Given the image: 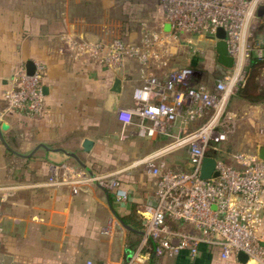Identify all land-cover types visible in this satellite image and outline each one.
Listing matches in <instances>:
<instances>
[{
	"label": "built area",
	"instance_id": "1",
	"mask_svg": "<svg viewBox=\"0 0 264 264\" xmlns=\"http://www.w3.org/2000/svg\"><path fill=\"white\" fill-rule=\"evenodd\" d=\"M261 7L264 0H161L155 24H143L136 43L115 40L101 44L64 36L71 51L110 68H123L134 60L138 86L133 104L121 110L122 132L134 130L139 137L167 138L128 167L141 165L152 178L153 191L141 206L138 244L123 264H148L151 255L160 258L180 253L193 260L201 245L217 251L222 261L264 264V161L255 151L222 150L238 122V112L229 109L230 100L251 59L264 61ZM165 24L169 30L164 29ZM218 28L225 32L232 66L208 88L200 78L211 61L203 50L190 45L196 36H208L214 50ZM22 64L12 81L23 89L15 96L10 88L4 97L23 113L41 114L45 108L42 65L35 62L34 72L28 74ZM259 82L264 87V77ZM262 108L264 116V100ZM177 150L186 151L189 169H185V161L173 167L160 162ZM207 155L215 158L217 175L202 179L200 165ZM101 178L103 187L120 199L124 193L118 183L108 176ZM238 252L248 257L244 263L237 259Z\"/></svg>",
	"mask_w": 264,
	"mask_h": 264
},
{
	"label": "rangeland",
	"instance_id": "2",
	"mask_svg": "<svg viewBox=\"0 0 264 264\" xmlns=\"http://www.w3.org/2000/svg\"><path fill=\"white\" fill-rule=\"evenodd\" d=\"M0 1L5 2V5H10L12 7L10 9L11 11H8L7 8H6L7 11L5 10L3 11L2 9H0V27L3 26V28L0 29V43H2L3 41L6 42L7 43V46L5 45L6 49L10 48L11 52L13 53V57H17V59L13 61L15 63L13 65L14 68H12V66L6 67V64H4L3 67L0 65V81L1 78L6 79L5 84H2L0 82V124L4 122L9 126V128L5 130L7 132H4V130L0 129V133L4 136L6 140L7 138H10L11 135L13 134L16 133L19 134V130L21 131L24 130L25 126H27L26 124L23 123L24 117H29V118L35 117L28 115L26 113L24 114L23 109H21V107H19L18 109V107H16V104L13 101H11V99H9V101H6L4 96L6 92L10 91L9 90L10 88H12V94L15 96L16 95L19 96L18 93L20 92L21 89H23V86L20 87L14 86L17 84L19 86V82H15L13 84L12 81L13 75L17 70V68L23 66L22 64L23 61H20L23 58V40H25L28 36L33 37L35 34L40 33V31H36L35 28L33 29L31 28L33 26L34 27L36 26L34 25L35 21H33V19H36V22L37 19L38 21L41 22L44 20H40L39 16L36 17L30 14H25L23 13V11H20V9H16L17 6L15 2L18 0H0ZM102 1L96 0L95 5L91 4V6L97 7L96 11L93 12L89 11L88 13L78 16L76 19L70 16L69 14L62 15V20L64 19L67 28L61 31L60 29L56 30L58 32L52 33V37L59 35V38L63 41L64 45H66L64 36H66L67 38L68 37L72 38L73 36L72 33L74 32L78 34L82 33L87 37H89V35L91 34V36L93 35L97 36L96 39L102 40L104 42L110 41L114 37H117L119 33V30H117L119 28L118 27L119 21L117 19L116 8L114 5L111 4L110 0H107L106 6L102 5L103 4ZM155 9L156 8H154V11ZM128 14H130V12L126 10L125 15L127 16ZM70 17L72 18V20ZM128 18H130L129 15L127 16V19ZM27 23L30 26L29 29H27L28 27L23 28V26ZM85 32H87L88 34H84ZM132 37L135 38V34L134 35L132 34ZM206 38L207 37L196 36L195 37L196 41L192 39L190 46L191 48L203 50L204 56L208 58V61H212L213 51H210L209 46L206 45V41H205ZM59 50L62 52L61 54L67 56V59L70 61L71 65L77 64L79 60L85 59L83 57V59L77 60L75 56L71 54V51L67 46H60ZM40 64L45 66V64H43L42 62H40ZM90 65L94 66L91 63L83 64L82 62V67L79 66L77 70L73 68L74 66H70L69 74H66V77H60L59 79L60 81L55 82V83L61 82L65 85L67 89L73 88V91H75L77 87H82V86H84V91L89 89L87 90L89 91L88 93H84L83 95L78 94V98L76 102H78L79 105L75 106L74 110H72L74 120L73 121L65 120L64 122V128L67 129V132L69 130H72V128L73 129L79 128L81 130L82 128H85L89 124L90 125L97 124L96 114L94 112L88 111L94 107V104L97 103V101L93 99L94 96L92 95V92L97 90V88H95L96 85L95 87L92 86L91 82L93 80L89 77V74L87 73L88 68L85 67V66L91 67ZM46 67L47 66H45V69L43 70L45 75L49 74V71H47ZM259 67H260L259 71L255 70L256 76L258 77L256 78V80H259L262 77H264V65L261 64ZM247 68L248 66L246 67V69ZM74 70L77 73L71 74V72ZM109 74H112V72H109ZM45 77L43 76L42 79L43 81H45ZM206 77L209 79L208 76ZM129 84L132 86V83ZM57 92L58 89L56 90L55 93ZM245 92L243 93L244 95L247 94L248 91ZM235 96L238 98L239 93H236ZM15 99L16 97H13L12 100ZM19 102H21V100H19ZM46 104L47 101L45 95V108L44 111L41 112V114L43 113L41 116L42 119H44L46 125L43 126V128L41 127L40 131L35 127V130L38 131H35L33 133L34 137L33 136L31 137L33 138V141H31L32 144L38 142L37 144L43 143L48 146V144L57 143V141L52 140L54 139V137L52 138L53 129L57 125L54 124L55 119L53 120L52 116L46 117L47 114L49 113L45 111ZM259 107L261 108V110H259L260 109ZM89 112L91 115V119L87 117V114ZM262 112H263L262 106H258V105H252L249 106L247 109L242 108L241 110H239L237 113L238 122H236V124L234 125V129L232 130V133L229 135L228 138L227 144L229 142L230 143L228 145L227 144L224 145L222 150L228 153L230 151L233 152L236 150L253 151L256 149V145H258V142L259 144H264V126H263L264 124H261L260 122V115L262 114ZM106 122L108 125L110 124L108 121ZM107 124H105V121L103 122L102 134H99V136H97L96 138L97 142L95 143L92 152L86 155V157L85 155L81 157V161L84 164H86V166L90 165L91 170H83V169L81 170L80 168L78 169L72 168L70 165L59 164L60 162H55V161L47 162L45 159L41 161V163L39 164L41 168L40 170H43L42 172L44 177V181L41 184V186H43L44 188L56 189V188L66 187L69 189V193L67 195L68 198L67 199L65 198V202H62V204L60 205L58 204L56 205V207L61 210L60 214H58V216L50 215V217L48 218V222H45V224H49V225L53 224V226L57 227L56 225H58V223L57 224L54 223L53 220H56V222H62L65 217H68L65 214L66 212H63V209L68 204L67 200L71 197V195H76V193L82 190L83 188L86 189V187L94 186L95 184L96 185L99 184L100 186H103L101 183L102 176H108V179L110 181L117 182L118 183L117 188L123 191L124 194L119 196L120 199H117L116 193L114 194V199L116 200V202L127 203L129 202L131 195L134 197H138L139 194L143 192V190H140V187L137 184L136 177H141L143 179H146L147 171L144 170V168L141 165L138 167H131L129 169L128 167L142 161L139 159L147 155L152 148L154 149L156 146L161 145L162 144L161 141L148 142L145 141V139L132 137L130 135L125 139L121 140L119 139V133L121 127L118 126H117L118 128L116 129L114 128L115 129L114 131L117 132L115 137L111 134V136L113 137L110 136L108 138L107 136L106 139H103L102 136L104 134L103 131H105V127L107 126ZM261 126H263V132H260ZM29 146L23 145V142L20 140V142H17L16 144L11 145L10 147L14 151L23 154L30 150ZM8 152L9 151L0 141V264H23V186H30L31 182L26 180V178L23 180V173H22L23 158L22 159L21 158L18 159V157L11 158V154H7ZM183 161H185L186 164L187 162L186 151L183 152V150L180 151L177 150L174 153H172L170 156L164 157L163 161L160 162H165V164L169 163L170 165L172 163L182 164ZM225 161L229 163L230 158H225ZM61 167H63V169H60ZM95 197H97L98 200L102 202L103 200L102 195L97 193ZM147 202L145 201L142 204H139V206H136L135 212L136 214H138V216L141 214V210H142L141 206L145 205V203ZM47 205L48 207L51 208L52 202L49 201V204ZM100 206L101 205L98 206L97 208L98 210ZM74 207H75V211L71 212L70 213L71 215H69L70 219H67L69 229L84 231L86 225L83 220L84 216L82 215V212H79L80 206L76 202ZM47 208H44V210L42 211L47 210ZM35 210H33L30 213L31 219H33V221L36 222H41L39 216L36 215L38 213ZM46 213L47 212L45 211L44 215H47ZM104 217L105 215H103V218ZM16 220L18 222H16ZM61 227L62 226L60 225V228ZM119 228L120 227L117 226L115 230L116 229L119 230ZM34 243L36 244L35 241ZM37 246L38 245L36 244V247ZM87 261L96 263L91 259H87L85 261V264Z\"/></svg>",
	"mask_w": 264,
	"mask_h": 264
},
{
	"label": "crops",
	"instance_id": "3",
	"mask_svg": "<svg viewBox=\"0 0 264 264\" xmlns=\"http://www.w3.org/2000/svg\"><path fill=\"white\" fill-rule=\"evenodd\" d=\"M36 1L37 0H18L15 2L17 6L16 9H20V11H23L25 14L36 17L39 16L40 20H44L41 22L37 19L36 22V19H33V21H35L34 25L36 26L34 27L32 25L33 27L31 28L40 31V35L37 33L33 37L28 36L23 40V58L20 61L30 59L42 62L47 66L46 68L50 75L46 74L45 81H43V84L48 87L45 111L49 112L46 117L52 116V119H55V123H53L57 126L53 129L52 138L54 137V139L52 140L58 141L62 140L65 135L74 132L73 128L67 132V129L64 128V122L65 120H74L72 110H74L75 106L79 105L78 102H76L78 94L83 95L84 93H88L89 91L87 90L89 89L84 91V86H82L77 87L75 91L71 88V91V89H67L63 83H55L60 81V77H66V74H69L70 66H74L73 68L77 70L79 66L82 67V63L77 62V64L71 65L67 56L61 54L62 52L59 50L60 46L66 45L63 44L59 35L52 37V33L58 32L56 30L60 29L61 31L67 28L64 19H59L57 14H53L49 11L42 12ZM6 8L8 11H11L10 9L12 7L0 1V9L7 11ZM153 12L155 17L159 15L158 8ZM29 27L28 23L23 26V28L27 29H29ZM2 28L3 26L0 27V29ZM207 43L206 45L211 46L209 42ZM5 45L7 46V43L4 41L0 43V65L3 67V65L6 64V67L12 66V68H14L13 65L15 63L13 61H15L17 57H13L10 48L6 49ZM129 63L128 66L130 67L131 63ZM85 67L88 68L87 73L93 80L91 82L92 86L95 87L96 85L95 88H102L103 90L109 87L110 80L105 77L107 73L100 69L92 68V66ZM74 73L77 72H75V70L71 72V74ZM0 82L5 84L6 79L1 78ZM207 82V86L211 88L213 82L211 83V80ZM56 88L60 94L58 92L55 93L57 90ZM93 92L92 95L94 96L95 92ZM93 99L95 100V97ZM260 102L258 104H251L245 100H240L234 95L230 100L229 109L238 112L242 108L247 109L252 105L262 106L263 101ZM259 110H261V108ZM41 115L34 118H23V123L27 126L22 130L23 133L19 130L18 135L23 145H32L29 146V149L38 143L35 142L32 144L31 141H33V138L31 137H34L33 133L38 130L40 131V128L46 125ZM263 121L264 116L261 114L260 122L262 123ZM88 126L92 125L89 124L86 127ZM35 127L38 130H35ZM111 134L114 136L116 132L112 131ZM87 138H90L95 146L97 139L91 136ZM92 150L89 153H91ZM152 150L153 148L151 151ZM12 157L15 156L11 154V158ZM20 158L22 159L23 157H18V159ZM64 158L65 155L62 153L52 152L36 155L29 159L23 158V180L26 178V180L31 182L30 186H23V264H85L87 259H91L96 263L111 262L123 264L127 256L131 253V250L138 244L141 220L140 215L138 216V214H136L135 209L139 204L151 199L153 191L152 178H150L147 173L146 179L136 177L137 184L143 192L140 193L138 197L131 195L127 203L116 202L114 194L99 184L88 186L86 189L83 188L77 192L76 195H71L67 200L68 204L63 209V212H66L65 214L68 217L64 218L62 221L63 223L56 222V220L51 218L54 223H58L59 225L55 227L53 224L49 225L45 224V222H48L50 215L58 216V214H60L61 210L58 209L56 205L65 202V198H68L69 189L66 187L55 189L41 186L44 177L43 170H40L39 164L44 159L47 162H63ZM185 165L186 169H188V164L186 163ZM97 193L103 196L102 202L95 197ZM49 201L52 202L51 208L47 205ZM76 202L80 206L79 212H82L84 216L83 220L86 225L84 231L69 229L68 226L67 219H70V213L75 211L74 205ZM99 205H101L102 208L100 206L98 210L97 208ZM44 208H47V210H45L47 215H44L45 211H42ZM33 210L37 211L39 215H36L39 216L41 222H36L31 219L30 213ZM103 215H105L104 218ZM16 222L18 221L16 220ZM60 225L62 226L61 228ZM117 226L120 227L119 230H115ZM34 241L38 245L37 247ZM199 248V254L193 260L185 253H180L177 256L165 255L160 258L151 255L148 264H234L231 260L222 261L218 259L217 251L210 252L204 245H201Z\"/></svg>",
	"mask_w": 264,
	"mask_h": 264
},
{
	"label": "flooded vegetation",
	"instance_id": "4",
	"mask_svg": "<svg viewBox=\"0 0 264 264\" xmlns=\"http://www.w3.org/2000/svg\"><path fill=\"white\" fill-rule=\"evenodd\" d=\"M93 1V2H92ZM102 1V0H100ZM38 4V7L41 9L42 12H51L53 14H57L59 19H62V15L64 14H69L73 18H77L78 16L88 13L89 11H96L97 7L91 6V4L95 5L96 0H37L36 1ZM103 4H107V0L102 1ZM111 4L115 6L116 12H117V19L119 21V33L117 37H114L110 41H102L96 39L97 36H91L87 37L86 35H83L82 33L78 34L76 32L72 33L73 36L79 40L85 41V42H91V43H106L110 44L113 41L117 40L119 43H136L142 36V30H143V24L146 25H153L155 24V18L153 15L154 8H158L159 5L161 4V0H110ZM126 10L130 12L128 14L130 18L127 19V16L125 15ZM133 16V17H132ZM46 18V17H45ZM71 18V17H70ZM86 19V18H85ZM72 20V18H71ZM73 30V29H72ZM74 31V30H73ZM84 34H88L85 32ZM132 34H135V38L132 37ZM206 43L213 41L212 38L208 37L205 39ZM211 44V43H210ZM67 46V45H66ZM68 47V46H67ZM69 48V47H68ZM210 51H213L212 61L210 66H208V70H206L202 77L200 78V82L204 84H208L207 81L211 80V83H215L216 80L220 79L222 75L227 71V68L230 67H225L222 64H220L217 61V54L215 51V44H214V50L213 47L209 46ZM70 50V48H69ZM71 51V50H70ZM71 54L75 56L77 60L83 59L84 60H79L78 62L85 64V63H91L94 66L92 68L100 69L104 71L106 74V78L110 79L109 81V87L105 88L104 90L102 88H99L95 90L94 97L95 100L97 101L96 104H94V107L88 111L94 112L96 114V120L97 124H93L92 126H88L84 129H74L72 134L65 135L62 140H58L57 143L53 144H46L39 143L34 145L29 151L26 153H18L14 151L10 146L16 144L17 142H20V137L18 134H13L11 135L10 138H7L5 140L4 136L1 134L0 141L1 143L5 146V148L9 151V154H12L15 157H23L26 159H29L30 157H35L36 155H42L43 153H62L65 155L64 161L60 162L59 164H67L70 165L72 168H80L81 170H91L90 165L86 166L81 161V157L83 155H88L89 152L94 148V142L89 151H85L84 148L82 147V142L84 139H86L88 136L97 138L99 134H102V128H103V122L105 121V124H107L106 121H108L110 124L105 127V131H103V139H106L107 136L108 138L111 136L112 131H114L116 128L121 127L120 133H119V139L123 140L129 135L132 137H138L145 139V141H161V143H164L167 141V138L164 136H158L156 138L148 139L144 137H139L136 135L132 130L129 132H122V120H121V110L126 107V106H131L133 104V91L134 89L138 86V76H137V71H136V63L134 60H128L127 64L123 68H110L106 63L100 62V61H95L93 60L94 58L88 56V55H83L79 56L77 52L71 51ZM80 57V58H78ZM254 59V58H253ZM30 60V59H28ZM252 60V59H251ZM27 61V60H26ZM26 61H23L25 64ZM33 64L35 65V62L33 61ZM131 63V66H128V63ZM40 63V62H39ZM129 63V64H130ZM91 66V65H90ZM232 66V65H231ZM248 66V65H247ZM35 67V66H34ZM43 70L45 69V66L42 65ZM35 70V69H34ZM109 72H112V74H109ZM43 76L45 77V73H42L41 76V83L42 87L46 86L43 84ZM208 76L209 79L206 77ZM118 78L121 82V91L118 94V101L116 104V107L114 110H111V101L108 102V99L114 95L113 91H111V88L113 86L114 79ZM208 79V80H207ZM129 80V81H128ZM132 83V86L129 83ZM259 86H261L259 80H258ZM213 86V85H212ZM47 87V86H46ZM48 88V87H47ZM209 88V87H208ZM212 88V87H211ZM239 89V88H238ZM264 89V87H263ZM238 91V90H237ZM43 92V91H42ZM238 93V92H236ZM235 93V95H236ZM124 96H126L124 100ZM90 112L87 114V117L91 119ZM25 114V113H24ZM31 116H39V114H30ZM118 126V127H117ZM9 128V126H8ZM7 128V129H8ZM115 128V129H114ZM6 129V130H7ZM4 132H7L4 130ZM111 132V133H110ZM117 133V132H116ZM116 134H114L115 137ZM90 139V138H88ZM91 140V139H90ZM54 141V140H53ZM231 141V139H230ZM11 143V145H10ZM160 143V144H161ZM230 143V142H229ZM228 143V144H229ZM227 144V143H226ZM224 144V145H226ZM227 144V145H228ZM222 145V147L224 146ZM259 145V143H258ZM256 145V149L257 146ZM157 147V146H156ZM256 149L253 150L256 152ZM184 152V151H183ZM186 158H187V153H186ZM187 160V159H186ZM169 167H173L174 165H180L179 163H172L169 165V163H166ZM189 166V165H188ZM190 168V166H189ZM188 168V169H189ZM60 169H63L61 167ZM186 169V166H185ZM34 170V169H32Z\"/></svg>",
	"mask_w": 264,
	"mask_h": 264
},
{
	"label": "water",
	"instance_id": "5",
	"mask_svg": "<svg viewBox=\"0 0 264 264\" xmlns=\"http://www.w3.org/2000/svg\"><path fill=\"white\" fill-rule=\"evenodd\" d=\"M264 7H261L259 9V12L261 9ZM165 30H169V25L165 24L164 25ZM215 37L217 38V41L215 42V51L217 54V61L222 64L225 67H231L232 65V58L227 55V44L225 41V32L223 29L218 28L215 33ZM25 68L28 74H32L34 72V64L31 60H27L25 62ZM121 82L118 78L114 79L113 86L111 88V91H113L114 95H112L109 99L108 102L111 103V110H114L118 101V94L121 91ZM42 91L44 95H47L48 93V88L46 86L42 87ZM8 128V125L4 122L0 124V129L1 130H6ZM1 137V133H0ZM93 145V141L86 138L82 142V147L84 148L85 151H89ZM256 154L257 157L260 160L264 161V144H259L256 149ZM215 165H216V160L215 158L207 155L202 159L201 165H200V170H199V176L202 179H208L211 176H216L217 171L215 170ZM91 174V173H90ZM237 259L244 263L248 257L243 253V252H238L237 253Z\"/></svg>",
	"mask_w": 264,
	"mask_h": 264
},
{
	"label": "trees",
	"instance_id": "6",
	"mask_svg": "<svg viewBox=\"0 0 264 264\" xmlns=\"http://www.w3.org/2000/svg\"><path fill=\"white\" fill-rule=\"evenodd\" d=\"M263 64L264 61L252 59L248 68L246 69L245 77L240 83L238 93L239 99L250 102L251 104H258L260 101L264 100V89L259 86L258 78L256 76L255 70L259 71V66ZM263 68V67H262ZM253 83V84H252ZM245 91H248L247 94H243ZM246 93V92H245ZM261 103V102H260Z\"/></svg>",
	"mask_w": 264,
	"mask_h": 264
}]
</instances>
